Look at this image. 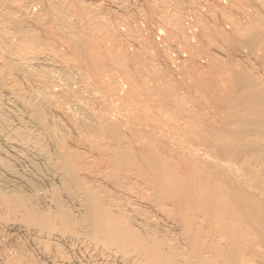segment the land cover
<instances>
[{"label": "bare ground", "instance_id": "1", "mask_svg": "<svg viewBox=\"0 0 264 264\" xmlns=\"http://www.w3.org/2000/svg\"><path fill=\"white\" fill-rule=\"evenodd\" d=\"M39 1L33 13L0 0V91L19 122L2 119L3 143L48 172L37 194L42 178L0 155V264H36L21 232L47 264L68 259L59 243L73 235L112 264H264V0H188V28L179 0H144L164 42L189 52L179 80L150 62L125 5L106 17ZM243 48L260 51L259 69L234 59Z\"/></svg>", "mask_w": 264, "mask_h": 264}, {"label": "rangeland", "instance_id": "2", "mask_svg": "<svg viewBox=\"0 0 264 264\" xmlns=\"http://www.w3.org/2000/svg\"><path fill=\"white\" fill-rule=\"evenodd\" d=\"M29 2H28V8H30L31 9V11L33 12V13H37V12H39L41 9H42V6H43V4H42V2L41 1H39V0H28ZM36 1V2H35ZM62 2V0H56L55 2ZM75 1V0H74ZM73 1V2H74ZM83 1H85V3H91V7H93V8H95V9H98L99 7L101 8V7H103L101 10L102 11H104L103 13L104 14H102L103 16H106V17H111L112 15H114V13H115V15L117 14V15H119V14H121V15H123V14H125L124 13V11H118L117 9H116V6H115V2H116V4L117 5H125V7H128V8H125L124 6V8H125V12L128 14V16H130L129 17V24H131L129 27L130 28H132L133 30H138L139 32V34L143 37V38H145L146 39V42H147V44H148V46H150L151 47V49H150V57H151V59H150V62H152L153 60L155 61V63L156 62H158L157 64H159V63H161V65H163V62H164V60H165V62H166V60H168V62H170V64L168 65V63L166 62V64H167V66H169V67H167V69H169L170 67V69H169V71L171 72V75H172V78L175 80V78H178V80L179 79H181L182 77H181V74L177 71V69L179 70V65H181L182 66V59H183V57H185L187 54H189V52L187 53L186 51H183L184 50V48L182 47V44H180L179 42H177L176 40H174V41H176V42H171V44H170V42H164V37H163V35L162 34H160L158 31H159V27L161 26L160 24H162V23H160L159 21V19L157 18L158 17V15H150V13H149V10H147V8H146V5L148 4L147 2L148 1H153V0H145L146 1V3L147 4H145V1L144 0H83ZM121 1V2H120ZM180 2V4H182L181 5V7H180V4H178L179 5V7H180V9L182 10H180V14L179 15H181V16H179L180 17V22L182 23V25L184 26V27H186V28H188L189 26H190V21L192 22L193 21V18H192V16H191V13L194 11L195 12V6L197 7V5H198V8L200 9V10H206V6H208L207 5V3L208 4H210L211 2H212V0H200V6H199V3L197 4V5H195V6H193V5H191V4H189L188 3V0H179ZM218 1H221L220 2V4L221 5H227V0H218ZM30 3V4H29ZM38 3V4H37ZM143 3V4H142ZM205 3V4H204ZM41 6H40V5ZM76 4V5H75ZM94 4V5H93ZM96 4V5H95ZM99 4V5H98ZM158 4V3H157ZM64 5V4H63ZM101 5V6H100ZM112 5V6H111ZM144 5V6H143ZM156 5V4H155ZM73 6V10H75L74 8H78L79 7V5H77V3L76 2H74V5H72ZM77 6V7H76ZM98 6V7H97ZM203 6V7H202ZM79 8H81V7H79ZM78 8V9H79ZM171 8H172V6L171 7H167V8H165L164 9V7H162V10H164L165 11V13H168L170 10H171ZM108 11H107V10ZM127 9H128V11H127ZM170 9V10H169ZM77 10V9H76ZM106 10V11H105ZM143 10V11H142ZM147 10V11H146ZM169 10V11H168ZM102 11H101V13H102ZM115 11V12H114ZM142 11V12H141ZM106 12V13H105ZM107 12H108V14H107ZM129 12V13H128ZM148 12V13H147ZM109 13H110V15H109ZM182 13H183V16H182ZM189 13V14H188ZM188 15V16H187ZM120 16V15H119ZM144 16V17H143ZM147 16V17H146ZM155 18V19H153V17ZM190 16V17H189ZM148 18V19H147ZM153 19L152 21H151V19ZM182 19V20H181ZM190 19V20H189ZM154 21V22H153ZM157 22H159V23H157ZM187 23V24H186ZM135 26H134V25ZM155 26H154V25ZM134 26V27H133ZM138 26V27H137ZM192 26V25H191ZM163 27V25L161 26V28ZM125 29L123 26H120L119 27V29L120 30H123V29ZM194 29V28H193ZM187 30H189V29H187ZM186 30V31H187ZM137 32V31H136ZM141 33H143V34H141ZM145 37H144V36ZM149 36H151V37H149ZM147 37V38H146ZM148 40V41H147ZM191 40V39H190ZM180 41V40H179ZM190 42V41H189ZM155 43V45L153 46V44ZM168 43V44H167ZM150 44H152V45H150ZM166 45V46H165ZM169 45V46H168ZM152 47H154V49H155V51H154V49H152ZM167 47V48H166ZM216 49H217V47H215ZM215 48H212V50H216ZM246 49L247 48H243V50L247 53V52H249V50L247 49V51H246ZM128 50H133V47L132 46H128ZM153 50V51H152ZM162 50V51H161ZM166 50V51H165ZM159 51V52H158ZM161 51V52H160ZM217 51V50H216ZM156 52V53H155ZM162 52H164L165 53V58L166 59H162L161 58V56L163 57V54L164 53H162ZM213 52V51H212ZM154 53V54H153ZM160 54V58H159V54ZM186 53V54H185ZM215 54L217 53L218 54V56H222V54H219V52L217 51V52H214ZM241 52H239V54H238V52H233V57H234V59L236 58V61H237V59H238V62H240L241 60L244 62V64L245 65H248V63L249 64H251V63H253V64H251V65H253L252 67L254 68V66L256 67H258L259 65L257 64L258 63V61H257V58H258V55L260 56V51L259 52H255L256 54H257V56L256 55H253L254 53L252 52V55L251 54H245V55H243L242 53V56L241 57H239L241 54H240ZM158 54V55H157ZM162 54V55H161ZM152 55V56H151ZM235 55V56H234ZM239 55V56H238ZM246 55H248V56H246ZM155 56V57H154ZM246 57V59L248 60V61H246L245 60V58L243 59L242 57ZM158 57V58H157ZM168 57V58H167ZM164 58V57H163ZM156 59H157V61H156ZM149 60V59H148ZM160 60H162V62L160 61ZM173 60V61H172ZM240 60V61H239ZM245 60V61H244ZM241 61V62H242ZM171 62H175V64H173V63H171ZM242 62V63H243ZM154 63V64H155ZM181 63V64H180ZM185 64V63H184ZM156 65V64H155ZM160 65V64H159ZM158 65V66H159ZM160 65V66H161ZM174 65V66H173ZM178 65V66H177ZM157 66V65H156ZM159 66V67H160ZM162 68H163V66H161ZM250 67V66H249ZM256 67V68H257ZM54 68H56V69H54ZM254 69V70H257V69ZM260 67H258V69H259ZM51 69H53L52 71H53V73H54V76L56 77V79H59V77H60V75H61V72H62V70L58 67L57 68V66H53ZM58 69V70H57ZM175 69V70H174ZM60 70V71H59ZM261 70H263L262 68H261ZM172 71L175 73L174 75L172 74ZM177 71V72H176ZM182 71V70H181ZM257 71H259V70H257ZM257 71H255L256 72V74H258L257 73ZM264 71V70H263ZM254 72V73H255ZM261 71H259V73H260ZM264 73V72H263ZM263 73L261 72L260 73V76H262L263 75ZM72 75V77H73V79L75 78L76 79V77H75V73L74 72H72L71 73ZM177 74H180V75H177ZM170 75V76H171ZM176 76H178V77H176ZM256 76H259V74L258 75H256ZM259 76V77H260ZM264 76V75H263ZM262 76V78L264 79V77ZM181 77V78H180ZM74 79V81L76 82V80ZM120 79H121V77H120ZM177 79H176V81H178ZM75 82H74V86H72L73 88H76V86H75ZM120 83H122L121 81H120ZM54 88H58L57 86H55ZM4 96H3V95ZM0 95H1V97H0V114H2L3 116H4V118H3V116L2 115H0L1 117V120H0V150H2V151H0V155L2 156V157H4V158H6V159H10L9 161H10V163H11V165H12V168L14 169V171L20 176H23L24 175V177H29V178H32V179H34V180H36L37 179V177L39 178V179H41V182L39 181V183L37 184V186H36V193L38 192L39 194H41V193H43V191L47 188V186H48V184L46 183V181L44 180V178H43V176L42 177H40V174H45L46 176H47V174H48V172H47V169H46V164H45V161H44V159H42V157H40V155L38 156V154H36V153H33L32 151H29V150H20V148H18V149H10L8 146H6L4 143H3V138L2 137H4L5 136V133L7 132V130H8V128H7V125H5V124H7L9 121L11 122L12 121V124L13 123H15L14 125H17L19 122H18V120L16 119V117L14 116L15 114L14 113H16L18 110L17 109H15V107H11L8 103H7V99H6V94L5 93H3V91L1 92L0 91ZM3 97V98H2ZM6 99V100H5ZM2 103H3V105H2ZM5 104V105H4ZM5 108H4V107ZM7 108V109H6ZM8 108H9V110H8ZM11 109V110H10ZM3 110V111H2ZM12 111V112H11ZM14 111V112H13ZM6 112V113H5ZM13 113V114H12ZM7 118H8V120H7ZM2 119H4V120H6V122L7 123H5V121L4 120H2ZM5 131V132H4ZM1 133H3V134H1ZM2 135V136H1ZM5 149V150H4ZM8 150V151H7ZM5 151V152H4ZM6 151L8 152V153H6ZM15 151H18V152H15ZM20 151H22L23 153L24 152H26V153H24V154H22V152H20ZM32 152V153H31ZM10 153V154H9ZM7 154V155H6ZM28 154V155H27ZM35 156H34V155ZM26 155V156H25ZM32 155V156H31ZM23 156V157H22ZM28 156H29V158H28ZM37 156V157H36ZM27 158V160L25 159V158ZM24 158V159H23ZM40 158V159H39ZM15 159L17 160V161H15ZM23 161H22V160ZM30 159V160H29ZM21 160V161H20ZM43 160V161H42ZM19 161V162H18ZM44 166V167H43ZM36 167V168H35ZM0 175L1 176H3V174L5 175V176H3V177H5V178H8V177H10L11 176V174H9V173H7V171H5L4 169H2L1 167H0ZM19 172V173H18ZM33 172V173H32ZM3 173V174H2ZM6 173V174H5ZM21 173V174H20ZM35 173H36V175H35ZM7 176V177H6ZM34 176L36 177V178H34ZM45 177V176H44ZM45 181V182H44ZM44 183V184H43ZM41 186V187H40ZM44 188V189H43ZM37 193V194H38ZM23 235H24V237H23ZM21 236V237H20ZM68 236H65V238L64 237H62L61 238V241H60V245L62 246V249L65 251V252H67V254H68V259H66V261L65 262H63V264H112V261H110V259H107L108 257H106L105 258V254H103V255H101V253H95V251L91 248V247H87L76 235H75V237H74V235L73 236H69L68 238H67ZM77 237V238H76ZM55 238H58V236H55ZM64 238V239H63ZM18 239L20 240V241H22L24 244H25V246H26V249L28 250V252H29V254H31L30 256L32 257V260L34 259V263H36V264H47V262H46V259H44L42 256H41V253H40V251H38V248L36 247V245L34 244V243H32V240H30V239H28V237L25 235V234H23L22 232L21 233H18ZM28 239V240H27ZM79 239V240H78ZM81 241V242H80ZM27 243V244H26ZM84 244V245H83ZM30 245V246H29ZM86 246V247H85ZM35 247V248H34ZM71 247V248H70ZM83 247V248H82ZM37 248V249H36ZM87 248V249H86ZM91 248V249H90ZM8 250H9V252H11L12 253V250H10V248H8ZM38 252H37V251ZM89 250V251H88ZM92 250V251H91ZM98 255V256H97ZM101 256H103V257H101ZM42 259H44V262L42 261ZM71 261V262H70ZM101 262V263H100ZM106 262V263H105Z\"/></svg>", "mask_w": 264, "mask_h": 264}]
</instances>
